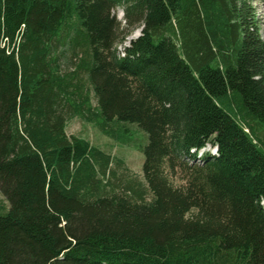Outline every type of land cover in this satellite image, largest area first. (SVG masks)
I'll list each match as a JSON object with an SVG mask.
<instances>
[{"label": "trees", "instance_id": "obj_1", "mask_svg": "<svg viewBox=\"0 0 264 264\" xmlns=\"http://www.w3.org/2000/svg\"><path fill=\"white\" fill-rule=\"evenodd\" d=\"M0 194V264H264V0H0Z\"/></svg>", "mask_w": 264, "mask_h": 264}, {"label": "rangeland", "instance_id": "obj_2", "mask_svg": "<svg viewBox=\"0 0 264 264\" xmlns=\"http://www.w3.org/2000/svg\"><path fill=\"white\" fill-rule=\"evenodd\" d=\"M257 5V15H260L262 12V8L258 3H254ZM114 16L118 21H123V10L122 8H118L114 11ZM139 28L132 31V33L126 37L120 45L117 46L118 50H122L123 48L129 46L131 42L132 36L138 32ZM133 39V38H132ZM67 133L69 135H76L86 138L93 145H96L102 148L104 151L110 153L111 155L117 156L121 158L128 169V174L125 178L130 179L131 177H136L138 182L144 186L142 180V162L143 158L140 152L133 148H128L126 146L119 145L117 142L110 140L108 137L103 136L99 133V131L90 124L84 123L78 119H74L67 124ZM139 139V138H138ZM210 145V144H209ZM120 174V173H119ZM8 209V203L4 199V197L0 194V213H3Z\"/></svg>", "mask_w": 264, "mask_h": 264}, {"label": "built area", "instance_id": "obj_3", "mask_svg": "<svg viewBox=\"0 0 264 264\" xmlns=\"http://www.w3.org/2000/svg\"><path fill=\"white\" fill-rule=\"evenodd\" d=\"M202 153H203V152H200V153L197 155L198 157H197L196 161H200V158H201V156H202ZM199 157H200V158H199Z\"/></svg>", "mask_w": 264, "mask_h": 264}, {"label": "water", "instance_id": "obj_4", "mask_svg": "<svg viewBox=\"0 0 264 264\" xmlns=\"http://www.w3.org/2000/svg\"><path fill=\"white\" fill-rule=\"evenodd\" d=\"M140 32H141V29L138 30V34H137V36L134 37L133 39L131 38V40H134V39L138 38V37L140 36Z\"/></svg>", "mask_w": 264, "mask_h": 264}, {"label": "clouds", "instance_id": "obj_5", "mask_svg": "<svg viewBox=\"0 0 264 264\" xmlns=\"http://www.w3.org/2000/svg\"><path fill=\"white\" fill-rule=\"evenodd\" d=\"M131 41H132V40H131ZM119 51H120V54L123 55V54H122L123 49H122V50H119ZM216 154H217V151H216L215 153H213L212 155H216ZM197 155H198V154H197Z\"/></svg>", "mask_w": 264, "mask_h": 264}, {"label": "bare ground", "instance_id": "obj_6", "mask_svg": "<svg viewBox=\"0 0 264 264\" xmlns=\"http://www.w3.org/2000/svg\"><path fill=\"white\" fill-rule=\"evenodd\" d=\"M137 34H138V32L135 33V35H137ZM134 37H135V36H132V38H134Z\"/></svg>", "mask_w": 264, "mask_h": 264}]
</instances>
